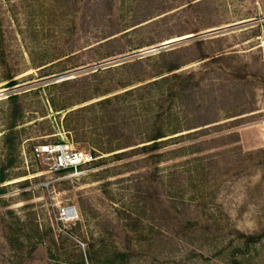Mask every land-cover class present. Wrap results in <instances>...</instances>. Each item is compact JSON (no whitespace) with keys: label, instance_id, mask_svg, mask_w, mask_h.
Instances as JSON below:
<instances>
[{"label":"rangeland","instance_id":"rangeland-1","mask_svg":"<svg viewBox=\"0 0 264 264\" xmlns=\"http://www.w3.org/2000/svg\"><path fill=\"white\" fill-rule=\"evenodd\" d=\"M125 90L127 137L113 145L139 142L156 113L171 138L163 148L192 144L160 161V180L140 153L92 155L80 174L33 154L56 142L91 153L105 141L94 112H67ZM262 149L264 0H0V165L15 159L0 192V264L52 262L49 230L71 257L103 236L98 264L124 250L134 253L112 264H264V237L242 235L264 232ZM65 230L71 240L58 238Z\"/></svg>","mask_w":264,"mask_h":264},{"label":"trees","instance_id":"trees-1","mask_svg":"<svg viewBox=\"0 0 264 264\" xmlns=\"http://www.w3.org/2000/svg\"><path fill=\"white\" fill-rule=\"evenodd\" d=\"M180 66L177 64H172L168 67V72H171L175 78H180L181 74H178L176 70ZM167 77V76H166ZM164 76L163 79H166ZM8 79V86H14L17 84V81L14 79V76L9 75L7 77ZM157 80H154L153 82L156 83ZM68 82V81H67ZM67 82H61L60 85H65ZM172 89L168 88L165 91L166 96L172 95ZM128 91L125 90L124 92H119L117 94H114L112 96H106L101 99H98L94 102H91L89 104H86L84 106H81L79 108L69 110L67 112L66 117L69 118L70 116L75 115H81L84 112L88 110H92L94 112V116H92L90 122L96 120L98 126L103 129L102 137H105V141H102L103 143H97L95 140L94 146L92 147V150L90 151L91 154L94 157H97L101 153H112L115 152L113 155L115 159H124L128 158L131 154L134 153H140L143 154L142 162H145V165L147 167H153V172L151 173V176H155V179L160 180V176H156V169L158 168V164L160 161H167L169 158H165V156H172L178 154L179 152H182L183 150L192 147V144H189L188 146H179L175 148H163L166 143L169 142L168 138L169 134L164 132V126L162 124V118L160 117V113H156L155 122L153 123L152 127L148 132L145 133V137L143 136L140 138L139 142H135L134 144H128L129 142H121L120 144L113 145L114 139H118V141L125 139L127 136H125V127L124 125L128 123V118L125 115H121L124 111V105L120 104V99L128 94ZM17 93L12 94L8 97L9 101L12 102V104L16 103V100L18 98ZM16 109L13 110V119L12 123L9 127L8 133L4 136V144L8 151H13L16 148V144L14 141V126L16 125ZM114 116V118H112ZM84 117V116H83ZM161 122V124H159ZM79 123V122H78ZM70 122V126L68 125V131L73 132L75 134L80 133V130L82 129L80 126V123ZM118 132L119 135H117L115 138L111 137L113 133ZM144 139V140H143ZM125 141V140H124ZM138 141V140H137ZM196 145L197 144H193ZM134 146V148H130L129 150H123L116 152L117 150L125 149L128 147ZM264 157V149L261 150ZM183 156V154H181ZM9 157L6 158L5 163L0 165V192L4 191V186L2 184L7 181L10 178L9 169L13 166L15 159H10ZM60 172H64L60 171ZM150 176V177H151ZM148 177V175H146ZM148 177V178H150ZM151 181V180H150ZM28 180H25L23 185H27ZM106 191V190H105ZM134 213L129 212L125 216V222L128 223L127 225H131V230L127 231V235L130 233L136 234L137 229L135 228L136 225H138V222L141 221L140 217L138 215H133ZM79 223V222H78ZM75 230H65V232L58 233V238L61 240H71V236L73 235ZM38 234L42 235L43 232H38ZM51 237L52 243L46 246V251L49 253V257L51 258L52 262H49L48 264H98L96 261L98 259V256L101 255L102 251L107 250V246L105 244V238L103 236H98L97 238H92L91 240H88L87 242V250L85 252H81L79 249V252L76 257H71L68 255V252L64 250L60 251L59 248L56 245V239L53 236V233L51 230H49L48 233ZM243 237H245L246 244L250 242H259L264 237V232L257 233V234H251V235H245L242 234ZM92 237V236H91ZM128 237V236H127ZM128 247V246H127ZM130 249V247H128ZM109 251V250H108ZM134 252L131 251L130 253H127V251H119L114 252L112 255H110V252H108V255L103 260V264H109L114 263V260L118 259H124L125 257H130L131 254ZM119 255V256H118ZM118 256V258H117ZM234 264H238L237 261H234Z\"/></svg>","mask_w":264,"mask_h":264},{"label":"built area","instance_id":"built-area-1","mask_svg":"<svg viewBox=\"0 0 264 264\" xmlns=\"http://www.w3.org/2000/svg\"><path fill=\"white\" fill-rule=\"evenodd\" d=\"M33 154L50 169L70 171L72 174L82 173V166L89 163L93 156L91 153L77 149L69 142L44 143L34 148ZM73 207L62 210V215L72 216Z\"/></svg>","mask_w":264,"mask_h":264}]
</instances>
